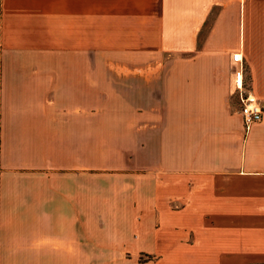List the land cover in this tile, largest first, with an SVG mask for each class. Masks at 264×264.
I'll return each mask as SVG.
<instances>
[{
	"label": "crops",
	"instance_id": "crops-1",
	"mask_svg": "<svg viewBox=\"0 0 264 264\" xmlns=\"http://www.w3.org/2000/svg\"><path fill=\"white\" fill-rule=\"evenodd\" d=\"M0 264H264V0H0Z\"/></svg>",
	"mask_w": 264,
	"mask_h": 264
},
{
	"label": "built area",
	"instance_id": "built-area-1",
	"mask_svg": "<svg viewBox=\"0 0 264 264\" xmlns=\"http://www.w3.org/2000/svg\"><path fill=\"white\" fill-rule=\"evenodd\" d=\"M232 59L238 65L234 71V85L237 90L244 130L247 131L252 124L262 119L263 106L245 86L240 52H233Z\"/></svg>",
	"mask_w": 264,
	"mask_h": 264
},
{
	"label": "rangeland",
	"instance_id": "rangeland-1",
	"mask_svg": "<svg viewBox=\"0 0 264 264\" xmlns=\"http://www.w3.org/2000/svg\"><path fill=\"white\" fill-rule=\"evenodd\" d=\"M92 42H91V73H94V74H103V73H106L107 71H111V70H109V69H107L108 67L106 66L105 67V65L102 63L103 62V58L105 57V55H108V53L106 54L105 52H103V50H98L97 48H96V45H97V39H96V37H93V39L91 40ZM98 50V51H97ZM117 51H125V50H117ZM117 51H111V54H112V57L114 58V59H118L119 57H122L121 59L122 60H129L131 57L128 55V54H126V55H121L122 54V52L121 53H114V52H117ZM155 50H151L150 51V53L149 54H153L155 57L156 56H159V54H155V52H154ZM102 54H101V53ZM127 52H128V50H127ZM105 54V55H104ZM175 54H168V53H166L164 56L162 55V57L163 58H165V59H167V58H169V57H172V56H174ZM144 57H148V55H146V54H144ZM99 58H101L102 59V61H99L98 59ZM106 94H110V93H106ZM93 95V96H92ZM130 95V94H129ZM99 98V96L96 94V93H92L91 94V102H93V100H95L94 98ZM111 98H109L108 96H107V103H109L108 101L110 100ZM129 99V98H128ZM128 101H126V100H123V102L122 103H127ZM126 146H128V145H123V147H126ZM123 163H125V165L126 164H129V162H127V161H124ZM143 164H145V162L143 161V160H139L138 162H136V163H131L130 165H132V166H142Z\"/></svg>",
	"mask_w": 264,
	"mask_h": 264
},
{
	"label": "trees",
	"instance_id": "trees-1",
	"mask_svg": "<svg viewBox=\"0 0 264 264\" xmlns=\"http://www.w3.org/2000/svg\"><path fill=\"white\" fill-rule=\"evenodd\" d=\"M149 259H150V257H149Z\"/></svg>",
	"mask_w": 264,
	"mask_h": 264
}]
</instances>
